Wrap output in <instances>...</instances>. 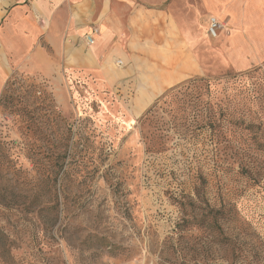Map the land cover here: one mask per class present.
Returning a JSON list of instances; mask_svg holds the SVG:
<instances>
[{
    "label": "rangeland",
    "instance_id": "374dc122",
    "mask_svg": "<svg viewBox=\"0 0 264 264\" xmlns=\"http://www.w3.org/2000/svg\"><path fill=\"white\" fill-rule=\"evenodd\" d=\"M218 21L173 77L44 75L0 44V264H264V58L238 68Z\"/></svg>",
    "mask_w": 264,
    "mask_h": 264
},
{
    "label": "crops",
    "instance_id": "0c3cea01",
    "mask_svg": "<svg viewBox=\"0 0 264 264\" xmlns=\"http://www.w3.org/2000/svg\"><path fill=\"white\" fill-rule=\"evenodd\" d=\"M209 16L230 26L220 50L228 48L238 68L264 58V0H0V44L13 62L25 59V68L44 75L78 69L106 80L114 63L129 77H173L183 73L182 62L190 75L212 50ZM41 41L49 53L35 46ZM29 46L35 48L20 56ZM6 77L0 62V87ZM133 84L144 91L138 80ZM149 99L135 98L136 112Z\"/></svg>",
    "mask_w": 264,
    "mask_h": 264
},
{
    "label": "built area",
    "instance_id": "2783aa9c",
    "mask_svg": "<svg viewBox=\"0 0 264 264\" xmlns=\"http://www.w3.org/2000/svg\"><path fill=\"white\" fill-rule=\"evenodd\" d=\"M221 23L218 21V19L214 16H210L208 19V26H207V35L209 37H215L217 34V30L220 28ZM93 32H96V29L93 30ZM85 39L88 43H92L93 39H92V34L86 35ZM117 64H121L120 60L116 61Z\"/></svg>",
    "mask_w": 264,
    "mask_h": 264
}]
</instances>
